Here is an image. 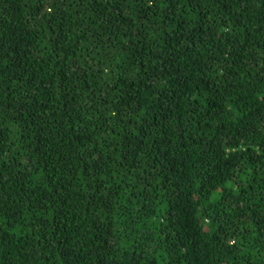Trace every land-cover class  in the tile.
<instances>
[{
    "label": "trees",
    "instance_id": "1",
    "mask_svg": "<svg viewBox=\"0 0 264 264\" xmlns=\"http://www.w3.org/2000/svg\"><path fill=\"white\" fill-rule=\"evenodd\" d=\"M0 264H264V0H0Z\"/></svg>",
    "mask_w": 264,
    "mask_h": 264
}]
</instances>
